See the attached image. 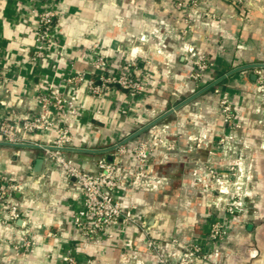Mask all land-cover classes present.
<instances>
[{"label": "crops", "instance_id": "0c3cea01", "mask_svg": "<svg viewBox=\"0 0 264 264\" xmlns=\"http://www.w3.org/2000/svg\"><path fill=\"white\" fill-rule=\"evenodd\" d=\"M49 8L55 25L35 60L37 16ZM190 48L212 64L205 86L191 79ZM99 54L113 70L135 62L140 93L114 87L94 96L86 81L67 82L75 73L91 76ZM257 68L264 73V0H0V120L35 113L44 91L75 96L66 154L94 172L122 143L115 196L131 216L84 235L72 221L82 189L40 148L0 138V176L21 184L10 200L26 213L0 221V264H67L68 256L76 264H160L149 237L169 261L196 243L206 257L192 264H264V85ZM208 76L216 79L208 83ZM27 138L52 143L56 131ZM140 144L148 147L144 162L132 151ZM139 170L145 176L135 177ZM230 171L246 176L250 192L233 215L210 175ZM213 220L223 223L221 238L208 237ZM21 237L30 245L14 248Z\"/></svg>", "mask_w": 264, "mask_h": 264}, {"label": "built area", "instance_id": "2783aa9c", "mask_svg": "<svg viewBox=\"0 0 264 264\" xmlns=\"http://www.w3.org/2000/svg\"><path fill=\"white\" fill-rule=\"evenodd\" d=\"M55 0H50L53 2ZM178 5H181L179 3ZM193 6L197 2H192ZM56 11L52 8L41 11L37 18V36L34 49V59H40L46 52L51 31L55 25ZM189 60L192 64L191 79L198 85L205 86L203 82L204 74L211 69L212 64L208 58L200 52L189 49ZM91 76L85 77L83 73H75L67 78L69 83H81L86 81V88L89 94L101 96L110 89L117 87L129 95L134 96L140 93V85L133 73L136 68L135 62H128L118 70L110 67L107 58L101 54L96 55L91 60ZM257 82H261L264 73L261 69L255 70ZM208 83L216 78L208 76ZM218 89H216L217 91ZM37 111L21 119H1L0 120V138L3 143L17 147H37L40 148L45 159L52 162L53 165L62 169L67 177L72 178L74 182L82 189V206L72 215L73 224L76 225L86 236H92L96 232L105 230L113 225L126 224L131 222L129 212L124 211L120 201L115 196L119 187V180L115 177V171L118 166V157L127 151V148L120 142L114 144V158L111 160L99 158L96 162L94 172H87L79 168L74 160L66 154V149L71 142V133L68 124V117L72 116L77 110L75 96H66L44 91L37 95ZM220 106L226 122H231L233 117L231 103L223 98L220 100ZM49 129L56 131V138L52 143L29 142L27 135L34 132H43ZM136 158L144 162L148 158V147L140 144L132 148ZM145 176L143 170L135 173V177ZM21 184L4 180L0 176V221L13 222L26 215L25 211L13 203L10 199L12 193L19 190ZM241 207L242 202L235 201L232 206H228L226 211L229 214L234 213ZM224 235L223 223L219 220H213L210 224L208 237L218 239ZM14 248L19 246H29L30 240L21 237L13 242ZM147 249L158 255L160 264H192L196 260L205 259V252L200 244L188 243L177 254L172 261L165 259L159 253V247L152 238L147 239ZM67 264H76L72 256L67 257Z\"/></svg>", "mask_w": 264, "mask_h": 264}, {"label": "rangeland", "instance_id": "374dc122", "mask_svg": "<svg viewBox=\"0 0 264 264\" xmlns=\"http://www.w3.org/2000/svg\"><path fill=\"white\" fill-rule=\"evenodd\" d=\"M259 86L264 85V78H262L261 82H257ZM261 92H264V88L260 90ZM230 174H226V176H218V174H210L212 175V178H214L215 182L219 185L217 187L216 192H221L220 194L223 195V203L226 205V208L228 206H232V204L236 201H240L244 203L243 201L246 199V196H250V192L248 188L245 187V178L246 176H235L233 171H230ZM233 172V173H232ZM239 209L240 205L238 206Z\"/></svg>", "mask_w": 264, "mask_h": 264}, {"label": "water", "instance_id": "95a60500", "mask_svg": "<svg viewBox=\"0 0 264 264\" xmlns=\"http://www.w3.org/2000/svg\"><path fill=\"white\" fill-rule=\"evenodd\" d=\"M40 164H41V159L39 158V159H37V161H36V166L38 167ZM36 169H37V168H36Z\"/></svg>", "mask_w": 264, "mask_h": 264}, {"label": "trees", "instance_id": "16d2710c", "mask_svg": "<svg viewBox=\"0 0 264 264\" xmlns=\"http://www.w3.org/2000/svg\"><path fill=\"white\" fill-rule=\"evenodd\" d=\"M133 75H134V73H133ZM134 77L136 78V76L134 75ZM234 213H232V215H233Z\"/></svg>", "mask_w": 264, "mask_h": 264}]
</instances>
